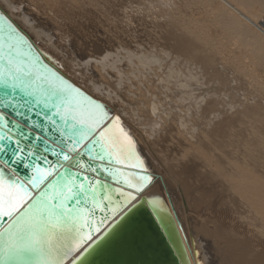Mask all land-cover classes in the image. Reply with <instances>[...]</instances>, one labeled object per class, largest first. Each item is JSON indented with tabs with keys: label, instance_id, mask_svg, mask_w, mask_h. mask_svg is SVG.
<instances>
[{
	"label": "bare ground",
	"instance_id": "bare-ground-1",
	"mask_svg": "<svg viewBox=\"0 0 264 264\" xmlns=\"http://www.w3.org/2000/svg\"><path fill=\"white\" fill-rule=\"evenodd\" d=\"M0 15L120 116L158 181L143 200L171 204L193 264H264V0H0Z\"/></svg>",
	"mask_w": 264,
	"mask_h": 264
},
{
	"label": "snow or ice",
	"instance_id": "snow-or-ice-1",
	"mask_svg": "<svg viewBox=\"0 0 264 264\" xmlns=\"http://www.w3.org/2000/svg\"><path fill=\"white\" fill-rule=\"evenodd\" d=\"M0 21V264H86L158 181L120 116Z\"/></svg>",
	"mask_w": 264,
	"mask_h": 264
},
{
	"label": "water",
	"instance_id": "water-1",
	"mask_svg": "<svg viewBox=\"0 0 264 264\" xmlns=\"http://www.w3.org/2000/svg\"><path fill=\"white\" fill-rule=\"evenodd\" d=\"M45 61L48 62V59ZM18 172L21 176L27 174L23 167H19ZM153 202H158L159 207H153ZM99 215L97 213V219ZM109 228H112L111 224ZM194 255L197 257L198 253L195 252ZM86 264H193V262L174 208L161 198L145 199L136 203L131 213L119 221L110 234L98 244L87 258Z\"/></svg>",
	"mask_w": 264,
	"mask_h": 264
},
{
	"label": "rangeland",
	"instance_id": "rangeland-1",
	"mask_svg": "<svg viewBox=\"0 0 264 264\" xmlns=\"http://www.w3.org/2000/svg\"><path fill=\"white\" fill-rule=\"evenodd\" d=\"M63 39H64V38H63ZM55 46H58V45H55ZM115 49H116V48H114V49H111V50H110V52H111V53H112V52H114V53H115V52H116V50H117V49H116V50H115ZM62 54H63V55H65V54H66V52H65V50H64V49H63V51H62ZM244 92H245V93H247L246 91H244Z\"/></svg>",
	"mask_w": 264,
	"mask_h": 264
}]
</instances>
